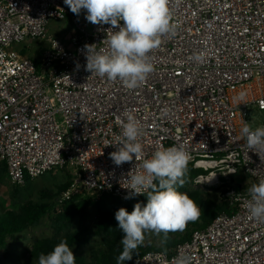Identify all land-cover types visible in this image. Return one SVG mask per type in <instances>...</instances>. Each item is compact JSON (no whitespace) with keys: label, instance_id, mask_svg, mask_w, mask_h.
Wrapping results in <instances>:
<instances>
[{"label":"built area","instance_id":"2783aa9c","mask_svg":"<svg viewBox=\"0 0 264 264\" xmlns=\"http://www.w3.org/2000/svg\"><path fill=\"white\" fill-rule=\"evenodd\" d=\"M169 7L175 33L150 53L154 71L143 85L129 90L85 70L84 45L106 49L111 25L88 22L64 0H0V164L18 185L69 169L59 206L104 195L130 200L127 174L142 161L116 166L109 154L122 133L118 118L131 112L143 128L144 158L183 144L188 165L203 171L195 183H236L221 194L233 211L173 253L148 251L132 264H173L180 254L193 264H264V223L245 207L247 189L264 178V153L241 138L244 123L264 125V0H170ZM67 18L73 32L65 41L48 26ZM38 39L46 43L37 66L27 54ZM198 54L202 63L192 59ZM241 92L244 101L236 99ZM240 174L249 178L245 190Z\"/></svg>","mask_w":264,"mask_h":264},{"label":"clouds","instance_id":"9594fccd","mask_svg":"<svg viewBox=\"0 0 264 264\" xmlns=\"http://www.w3.org/2000/svg\"><path fill=\"white\" fill-rule=\"evenodd\" d=\"M64 3L77 16L82 9L86 10V20L94 25H111L104 40L106 49L98 51L95 44L84 45L85 70L109 81L119 80L129 90L143 85L154 71L150 53L159 47L162 37L175 33L170 0H64ZM192 59L202 63L205 58L198 54ZM245 96L246 93L241 92L236 99L244 101ZM259 106L264 110V101ZM118 123L122 133L112 144L116 150L109 154L110 159L116 166L132 162L133 158L142 161L139 168L133 171L135 165L127 174L128 187L124 188L130 191L124 199L145 193L147 196L145 206L136 203L131 213L123 207L115 213L123 232L120 241L123 250L117 264H124L132 260L146 235H155L160 238L161 245H166L169 234L184 231L188 222L200 217L201 209L187 193L178 190L186 183L191 159L185 145L160 146L150 158H144L140 122L128 112L125 119L118 118ZM241 138L245 139L249 151L259 156L264 153V125L253 128L251 124L244 123ZM247 191L250 199L245 202V207L250 218L264 223V178L253 183ZM38 264H76V257L62 239L49 254L39 256ZM173 264H193V258L180 254L174 258Z\"/></svg>","mask_w":264,"mask_h":264},{"label":"trees","instance_id":"16d2710c","mask_svg":"<svg viewBox=\"0 0 264 264\" xmlns=\"http://www.w3.org/2000/svg\"><path fill=\"white\" fill-rule=\"evenodd\" d=\"M67 19L69 21V18ZM22 53L24 54L26 51L23 50ZM32 60L37 66L39 65V56L32 57ZM0 165L3 169H6L5 164ZM201 172L203 171L195 169L192 164H189L185 177L186 183L183 187L178 188L180 192L187 193L200 207V217L194 222H188L184 231L170 233L166 245L160 244L159 237L158 243H155L153 239L148 240L146 235L143 245L137 249L132 260L126 261L124 264H132L136 257L148 251L173 253L177 245L188 241L195 230L206 228L218 214L222 212L229 213L234 210V206L230 204L227 198L221 199L215 194L203 193L199 190H189L190 184ZM72 179L71 176L69 181L58 184L55 190H40L38 201L29 200L21 204L17 211L0 210V248L6 247L9 238L21 235L31 227L38 226L45 216L52 214L51 228L53 229V235L44 238H33L30 255L33 260L38 262L41 254H49L63 239L72 249L76 257V264H117V258L123 250L120 243L123 232L115 219V213L121 207L131 213L136 203H141L142 206H145L147 204L146 194L136 196L127 201H121L113 198L111 195H104L100 199L78 202L70 201L64 203L62 206H59L56 202H50L49 200L54 196L57 198L69 186ZM26 181V183L30 182L29 179ZM15 188L19 190L18 185ZM228 188H231V185H228ZM90 206L95 207L99 212L95 226V235L102 239L103 245L98 249L86 253L84 249L89 243L90 230L85 221L88 216L87 209ZM75 218H78L81 224L78 229L73 230L71 224ZM146 241H149V243H146Z\"/></svg>","mask_w":264,"mask_h":264},{"label":"rangeland","instance_id":"374dc122","mask_svg":"<svg viewBox=\"0 0 264 264\" xmlns=\"http://www.w3.org/2000/svg\"><path fill=\"white\" fill-rule=\"evenodd\" d=\"M86 10H81L84 12ZM49 31L52 35L60 37L62 40L67 41L72 35V27L68 20L62 22H51L49 24ZM32 48L30 53L27 55H34L35 52L40 50L42 44L46 43L45 40H36L30 41ZM34 57V56H33ZM38 57V56H37ZM258 115L257 112L254 113ZM262 118V117H261ZM258 122V121H257ZM241 175V174H240ZM71 171L66 168L56 169L51 173H47L43 176H40L30 182L25 183L24 185H18L13 183L11 178L7 173V169H3L0 165V210H14L17 211L21 204L29 201L39 200V191L42 189H51L55 190L58 184L69 181L71 177ZM242 177L236 179L237 182H247L246 185H243V189L249 187V178L248 176L241 175ZM236 183L231 180L229 183H225L223 187L214 185H200L194 181L190 184L189 190H199L203 193L215 194L218 198H221V194L224 190H227V185H232V188ZM16 185L19 186V190H16ZM50 202H56L57 198L54 196ZM57 203V202H56ZM87 220L85 224L90 230L89 243L84 249L86 253H89L95 249L102 247V239L95 235V226L99 212L93 206H90L87 209ZM52 214L45 216L41 223L36 227H31L28 231L21 235H17L13 238H9L5 248H0V264H38L37 261L31 258L32 251V242L33 238H44L50 237L53 235V229L51 228L52 223ZM81 222L78 218H75L72 221L71 227L73 230L79 228ZM148 240L153 239L155 243H158V237L152 234L147 235ZM149 243V241H146Z\"/></svg>","mask_w":264,"mask_h":264},{"label":"crops","instance_id":"0c3cea01","mask_svg":"<svg viewBox=\"0 0 264 264\" xmlns=\"http://www.w3.org/2000/svg\"><path fill=\"white\" fill-rule=\"evenodd\" d=\"M81 14H87V12L86 11H84V12H81ZM45 46V44H42L41 46H39L40 47V49H42L43 47ZM40 51V50H39ZM39 51H37V52H35V54L34 55H31V57H33V56H38L39 54Z\"/></svg>","mask_w":264,"mask_h":264}]
</instances>
